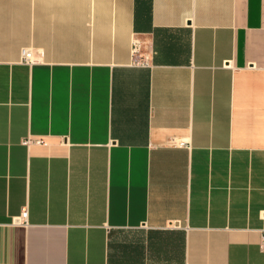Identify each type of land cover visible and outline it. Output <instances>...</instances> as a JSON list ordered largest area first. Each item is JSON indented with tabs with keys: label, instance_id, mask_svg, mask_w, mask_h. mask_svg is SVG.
Segmentation results:
<instances>
[{
	"label": "crops",
	"instance_id": "crops-1",
	"mask_svg": "<svg viewBox=\"0 0 264 264\" xmlns=\"http://www.w3.org/2000/svg\"><path fill=\"white\" fill-rule=\"evenodd\" d=\"M263 231L264 0H0V264H264Z\"/></svg>",
	"mask_w": 264,
	"mask_h": 264
},
{
	"label": "built area",
	"instance_id": "built-area-1",
	"mask_svg": "<svg viewBox=\"0 0 264 264\" xmlns=\"http://www.w3.org/2000/svg\"><path fill=\"white\" fill-rule=\"evenodd\" d=\"M23 56L25 57L26 61H32L30 59V53L24 49L23 50ZM131 65L135 66H150L151 63L147 56H145L142 52V46L141 41L137 38H134L131 45ZM22 143L24 145H31V144H42L44 143V140L41 137H33L32 135H29L28 137L24 138L22 140ZM184 144V143H182ZM28 215V210L24 209L20 218L18 219V222L26 221ZM262 239L264 241V231L262 234Z\"/></svg>",
	"mask_w": 264,
	"mask_h": 264
},
{
	"label": "rangeland",
	"instance_id": "rangeland-1",
	"mask_svg": "<svg viewBox=\"0 0 264 264\" xmlns=\"http://www.w3.org/2000/svg\"><path fill=\"white\" fill-rule=\"evenodd\" d=\"M125 234H122V236H124Z\"/></svg>",
	"mask_w": 264,
	"mask_h": 264
}]
</instances>
